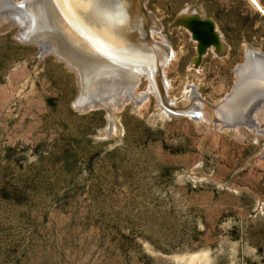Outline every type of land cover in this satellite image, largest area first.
Masks as SVG:
<instances>
[{
	"label": "rangeland",
	"instance_id": "rangeland-1",
	"mask_svg": "<svg viewBox=\"0 0 264 264\" xmlns=\"http://www.w3.org/2000/svg\"><path fill=\"white\" fill-rule=\"evenodd\" d=\"M189 5L215 18L226 51L201 54L177 22ZM147 6L175 50L163 67L181 106L170 117L154 93L140 110L125 100L112 122L80 112L75 70L15 39L18 26L0 32V264H264V81L245 59L246 45L264 51V12L252 0ZM190 83L211 106L202 116ZM125 92L112 91L114 107ZM227 94L232 108H212ZM250 117L260 131L228 126Z\"/></svg>",
	"mask_w": 264,
	"mask_h": 264
},
{
	"label": "bare ground",
	"instance_id": "bare-ground-1",
	"mask_svg": "<svg viewBox=\"0 0 264 264\" xmlns=\"http://www.w3.org/2000/svg\"><path fill=\"white\" fill-rule=\"evenodd\" d=\"M6 1L9 0H5V1L0 0V2L2 3ZM33 1H34L33 4L31 5L29 3V7L26 9L34 13L33 14L35 19L34 27L36 29L35 30L36 35L48 36L53 40L57 53L60 54V56L63 59L69 61L68 63L71 66L75 67L76 69L75 72L77 74V77L78 74H81V78L83 80L82 81L83 88L86 90L88 88L89 89L88 91H91L92 93L93 86L91 87L89 86L92 85L91 83L95 81V78L96 77H102L104 79L106 78V82H105L106 84H101V86L102 87L105 86V91L108 92L109 98L111 99L110 105L111 107H113V115L110 116L111 122L114 118L113 117L115 111L114 109L121 108L124 105V102L127 101V99L131 101V103L134 105L136 109L140 110L142 106V100L147 96L149 97V95H151L152 93H154L159 99L158 101L160 102L159 104L162 109V111L160 112L163 116L170 117L171 115L174 114L175 112L174 110L177 109L175 106L181 107L179 106V104H176L175 102L176 98H170L171 102L169 106H165V108L162 106L163 102L160 96V89L162 88L163 84L160 82L159 77L157 75L155 60L156 59L165 60L166 58L168 60L170 59L169 60L170 63L175 56V50L173 46H171L172 53H169L168 50H170V48L167 49L165 46H163V44H156L155 47L150 44V40L147 37L146 30L147 28L153 26L154 20L150 18L147 14H145L144 11L141 10V8L137 3V0H102V2L94 10H89V7L85 5L82 8L74 9L72 14H70V12L66 8L62 0H33ZM252 1L261 10H263L262 6L257 0H252ZM199 14L200 13H198L195 6L193 5L190 7L188 6V8L182 11V14L180 15V18H178L177 22L186 24L189 27H191V29L193 30V26H195L194 20L198 19L195 18V16L200 17L201 14L200 15ZM139 27H144L146 29L139 31ZM194 34L196 35L195 32ZM165 39L163 40V42L165 41L169 42L168 40ZM198 40H199V49L202 54L205 45L201 43V40L199 38ZM215 40L217 43L215 45L216 51H218L219 49H221L222 51H226V49H228L229 45H227L225 41L221 39V37L218 38L215 35ZM98 42H102L103 44L107 45V48L111 54L106 55L100 50H98ZM245 50H246V56L248 55L249 58L246 59L248 60L249 65L251 67H255L256 69L254 70L259 71L261 69L260 71L263 77L262 80L264 81V62H262L261 59H258V56L253 55L251 53L250 45H246ZM58 59L62 60L59 57ZM65 63L69 66L67 62ZM242 65L244 66V64ZM242 65H239L237 68L239 72L243 68ZM254 70H252V72H254ZM142 74H144V76L146 75L145 77L149 78L150 86H148L149 87L148 90L143 92H138L137 87L139 86L138 84L141 78L143 77L141 76ZM163 76L165 78L164 87L166 89L169 83H167L166 81L167 76L165 77V73H163ZM113 90H119V91L126 90L124 95L121 97V103H119L117 107H114L116 105L112 99ZM196 90L197 88L194 83L187 84L186 88L183 90L184 91L183 95L187 96L189 98V101H192L191 105L193 104L199 105L198 110L200 112L198 111L199 113L198 115L202 116L203 115V113H201V110H203L202 108H205L207 106L210 108L211 106L208 102H206L199 96V93ZM238 90L240 89L238 88ZM93 94L94 93H92V95ZM227 99L228 98L226 97L221 102L212 105V108L222 109L223 106L221 107V105H223V103H225L226 101L227 103L230 102V97L228 100ZM191 105L182 108L184 110V114L187 113L191 116L196 117V115H193L191 112L192 110L190 108ZM225 106H224L225 108L227 107L232 108V106L229 103L226 104ZM261 110H264V101L262 102V105L260 106L258 113ZM179 113L181 112L179 111ZM251 120L252 118L250 117V121ZM252 121H255L258 125H260L259 119L258 120L254 119Z\"/></svg>",
	"mask_w": 264,
	"mask_h": 264
},
{
	"label": "water",
	"instance_id": "water-1",
	"mask_svg": "<svg viewBox=\"0 0 264 264\" xmlns=\"http://www.w3.org/2000/svg\"><path fill=\"white\" fill-rule=\"evenodd\" d=\"M3 1H5V0H3ZM147 1L148 0H137V3L139 5V7L141 8V10L144 11L145 14H147L150 18H152L154 20V24H153L154 27L152 26L150 28H147V30H146L147 31V37L150 40V44L154 47L156 46V44H163V46H165L167 49L170 48V50H168V52L172 53V48H171V45L169 42H166V41L163 42V40L161 41V40L155 38L160 33L163 24H162V20L157 16V14L155 12L151 11L147 7V5H146ZM7 2H8V4H7ZM33 2H34L33 0H22V1H18V2L14 1V0H9V1L4 2L6 5L0 4V20H1L0 32H7V31L11 30L13 27L18 26L19 27L18 30L13 35L15 39H17L18 41H20L22 43L35 44L38 46V50H39L40 54L45 55V54L51 53V54L56 55L57 57L61 58L64 62L68 63L69 61H67L66 59H63L60 56V54L57 53L55 46H54V42L50 37L36 35V31H35L36 29L34 27V22H35L34 15H33L34 13L26 9L29 7V3L32 5ZM31 5H30V7H31ZM178 18H180V17H178ZM143 29H146V28L139 27V31H142ZM251 45L252 44H250L251 53L253 55L258 56V59H261V61L264 62V51H262L259 47H256V46L253 47V45L252 46ZM246 57L248 58V55L247 56L245 55V59H246ZM169 60L166 58H165V60L164 59H162V60L156 59L155 60L156 61V70H157L156 72H157V75L159 77L160 82L163 84L162 88L160 89V96H161V99L163 102L162 106L164 108H165V106H169V104L171 102L165 96V92H164V89H165V87H164L165 80L164 79L165 78L163 76V67L169 63ZM238 65L236 66L237 68H238ZM69 66L73 70L76 71L75 67L71 66L70 64H69ZM143 75L144 74H142L141 76H143ZM93 80H94V78H93ZM82 81L83 80L81 78V74H78L79 96H78L77 100L74 102L75 107H77V109L80 112H87L89 110L103 108L107 111L109 116L113 115V107H111V105H110L111 102L109 100L108 92L105 91V86L104 87L101 86V84H106L105 83L106 78L104 79L102 77H96L95 81L91 83L92 85L89 86V87L93 86V92L92 93H94V94L88 95V96L84 95L85 93H87L86 92L87 90L83 88ZM88 92H90V91H88ZM228 95L229 94H227L226 97H228ZM180 114H183V113H180ZM242 123L247 124L250 128L257 127V129L259 131L261 130L259 128L258 124L252 120L249 122L233 121L232 124H230L228 126H236L237 124H242Z\"/></svg>",
	"mask_w": 264,
	"mask_h": 264
},
{
	"label": "flooded vegetation",
	"instance_id": "flooded-vegetation-1",
	"mask_svg": "<svg viewBox=\"0 0 264 264\" xmlns=\"http://www.w3.org/2000/svg\"><path fill=\"white\" fill-rule=\"evenodd\" d=\"M186 7H188V6H186ZM185 8H183L182 11ZM195 8L198 11V13L201 14V16L200 17L195 16V18H198V19L194 20L195 26H193V31L196 33V36L201 40V43L205 45L204 51H206V49H210L217 44L216 40H215V35L218 38L221 37L220 30H218L216 27V22H215L214 17H209L202 8L198 7V5H195ZM162 30H164V24L162 25L160 33H162Z\"/></svg>",
	"mask_w": 264,
	"mask_h": 264
},
{
	"label": "snow or ice",
	"instance_id": "snow-or-ice-1",
	"mask_svg": "<svg viewBox=\"0 0 264 264\" xmlns=\"http://www.w3.org/2000/svg\"><path fill=\"white\" fill-rule=\"evenodd\" d=\"M62 2L66 6L70 14H72L74 9L82 8L85 5L89 7V10H94L102 2V0H62ZM98 50L106 55L111 54L107 48V45L103 44L102 42H98Z\"/></svg>",
	"mask_w": 264,
	"mask_h": 264
}]
</instances>
